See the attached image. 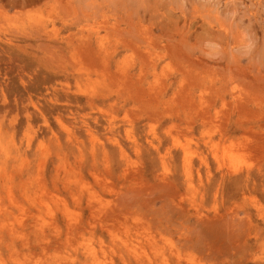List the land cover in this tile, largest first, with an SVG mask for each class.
I'll return each mask as SVG.
<instances>
[{
	"label": "rangeland",
	"instance_id": "rangeland-1",
	"mask_svg": "<svg viewBox=\"0 0 264 264\" xmlns=\"http://www.w3.org/2000/svg\"><path fill=\"white\" fill-rule=\"evenodd\" d=\"M0 264H264V0H0Z\"/></svg>",
	"mask_w": 264,
	"mask_h": 264
}]
</instances>
